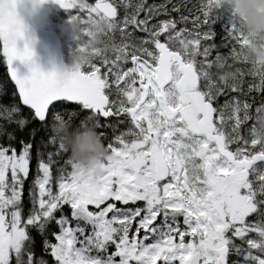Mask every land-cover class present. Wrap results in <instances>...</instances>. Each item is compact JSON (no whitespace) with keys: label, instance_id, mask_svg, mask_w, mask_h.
I'll list each match as a JSON object with an SVG mask.
<instances>
[{"label":"snow or ice","instance_id":"obj_1","mask_svg":"<svg viewBox=\"0 0 264 264\" xmlns=\"http://www.w3.org/2000/svg\"><path fill=\"white\" fill-rule=\"evenodd\" d=\"M52 2L104 24L106 47L44 72L18 0H0L14 84L0 88V264H264V69L234 58L231 14L208 0ZM66 124L95 128L99 173L76 170L52 131Z\"/></svg>","mask_w":264,"mask_h":264},{"label":"clouds","instance_id":"obj_2","mask_svg":"<svg viewBox=\"0 0 264 264\" xmlns=\"http://www.w3.org/2000/svg\"><path fill=\"white\" fill-rule=\"evenodd\" d=\"M208 5L209 10L216 15L230 13L242 33L244 42L238 45L234 58L254 70L264 69V0H208ZM45 6L55 5L52 0H18V9L36 24L45 22L41 14ZM18 14L24 23L19 12ZM25 27L27 31V26ZM104 27L102 23L90 25L67 19L61 26V32L76 42V47L69 49L68 63L62 65L57 72L70 74L78 71L104 49L106 46L100 37ZM216 74L225 79H231L232 76L222 61L216 63ZM52 131L78 172H100L107 149L93 126L82 125L79 129H73L70 124L54 125Z\"/></svg>","mask_w":264,"mask_h":264},{"label":"water","instance_id":"obj_3","mask_svg":"<svg viewBox=\"0 0 264 264\" xmlns=\"http://www.w3.org/2000/svg\"><path fill=\"white\" fill-rule=\"evenodd\" d=\"M59 9L63 10L61 8ZM18 12L22 16L24 23L27 26L25 35L31 43V47L34 53L33 61L44 72H48L53 69L59 71L61 66L65 64L63 63L60 41L58 37L52 31L46 28L48 6H45L42 9L41 14L44 17L45 21L42 24H36L34 21L29 19L22 10L18 9ZM14 63L17 68L18 74H20L21 76L27 74V67L24 64H21L19 61H16Z\"/></svg>","mask_w":264,"mask_h":264},{"label":"rangeland","instance_id":"obj_4","mask_svg":"<svg viewBox=\"0 0 264 264\" xmlns=\"http://www.w3.org/2000/svg\"><path fill=\"white\" fill-rule=\"evenodd\" d=\"M150 2H152V0H149V3ZM157 2H158V0H157ZM54 15H56V17L59 18L60 17V12L57 9H53L52 12H50V16L49 17L52 19V25L55 22ZM224 17H225V19H227L228 14L225 13L224 14ZM65 21L66 20H60V25L62 26ZM214 27H216V31H217V37L216 38H218L216 40V42L218 43L219 42V38H220V26L216 25ZM61 35H62V38L64 40V45L68 48V50L69 49H74L76 47V42L68 39L67 36H66V34H62V32H61Z\"/></svg>","mask_w":264,"mask_h":264},{"label":"trees","instance_id":"obj_5","mask_svg":"<svg viewBox=\"0 0 264 264\" xmlns=\"http://www.w3.org/2000/svg\"><path fill=\"white\" fill-rule=\"evenodd\" d=\"M4 86H6L9 89L14 88V85L12 84L10 79L7 77L6 68H5V65L3 64L2 57L0 56V88ZM64 158H67V157L65 156Z\"/></svg>","mask_w":264,"mask_h":264},{"label":"flooded vegetation","instance_id":"obj_6","mask_svg":"<svg viewBox=\"0 0 264 264\" xmlns=\"http://www.w3.org/2000/svg\"><path fill=\"white\" fill-rule=\"evenodd\" d=\"M151 3V2H150ZM51 9H54V8H50V10ZM58 10V9H57ZM59 11V10H58ZM60 12V17L59 18H57L56 17V15H54V19H55V22H54V24L52 25V30L54 31V32H56L60 37H61V25H60V20H67L68 19V16H69V13H67V12H64V11H59ZM61 40H62V37H61ZM63 44H64V40H63ZM68 49V48H67ZM68 52H69V50H68ZM67 62H68V60H67Z\"/></svg>","mask_w":264,"mask_h":264}]
</instances>
